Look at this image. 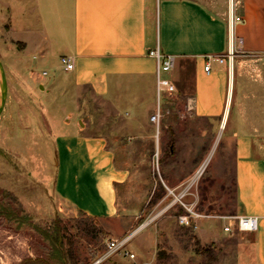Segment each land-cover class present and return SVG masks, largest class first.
Returning a JSON list of instances; mask_svg holds the SVG:
<instances>
[{
    "label": "crops",
    "instance_id": "crops-1",
    "mask_svg": "<svg viewBox=\"0 0 264 264\" xmlns=\"http://www.w3.org/2000/svg\"><path fill=\"white\" fill-rule=\"evenodd\" d=\"M151 9L153 15L148 0H34L31 12L36 25L14 39L9 37L13 32L9 23L6 35L21 50L34 54L33 60L47 55L70 57L73 70L51 89L72 85L73 91L80 92L77 101L82 107L91 99L108 101L127 116L128 128L138 133L147 131L146 116L149 121L157 104L156 64L148 51L158 48L161 54L174 56L171 78L178 91L174 98L181 103L191 100L190 114L195 119L217 122L219 128L223 123L232 141V215L258 218L253 233L224 232L227 223L219 235L205 234L198 219L194 238L203 246L224 247L237 234L238 263L264 264V0H235L233 14L242 21L231 29L228 9L215 13L199 0H153ZM230 49L231 69L215 61ZM32 72L37 73L29 67L25 73L30 89L45 90L44 78H35ZM73 114L69 111L64 121L71 127L69 133L55 138L54 193L90 218L120 217L124 208L118 203V189L131 188L133 176L115 161L105 137L88 133V124L80 119L67 120ZM163 231L162 254H172L177 262L174 248L187 253L177 237L183 230L173 226Z\"/></svg>",
    "mask_w": 264,
    "mask_h": 264
},
{
    "label": "rangeland",
    "instance_id": "rangeland-1",
    "mask_svg": "<svg viewBox=\"0 0 264 264\" xmlns=\"http://www.w3.org/2000/svg\"><path fill=\"white\" fill-rule=\"evenodd\" d=\"M5 1L7 5L0 0V60L7 80V98L0 113V205L15 210L16 217L6 220L0 215V264H61L54 251L55 235L65 250L71 242L76 264H93L105 251L106 242L128 236L124 249L134 259L114 254L100 264H239L234 256L239 235L218 249L197 244L195 228L178 223V217L188 213L178 201L181 195L182 203L193 212L210 216L193 219V225L198 220L199 229L207 235L221 234L228 220L220 217L233 216V148L226 130L217 122L195 119L187 112L186 101L164 97L158 127L149 123L148 114L147 131L138 133L128 128L127 116L108 101L91 99L82 107L77 101L80 92L73 91L72 85L64 89L65 83L60 91H53L50 85L68 73L59 59L47 55L44 60H33L34 54L21 50L6 35L9 23L13 28L9 37L14 39L36 25L31 12L34 0ZM152 1L148 0L149 15H153ZM199 1L215 13L229 6V0ZM64 29L68 31L67 21ZM29 67L48 73L45 90L30 89L25 78ZM64 91L67 97H62ZM94 110L102 112L96 115ZM69 111L74 114L67 120L80 119L88 124V133L105 137L115 161L133 176L131 188L118 189V203L124 208L120 217L90 218L72 210L54 193L55 138L71 130L64 125ZM24 215L27 219L19 221ZM173 226L186 232L181 245L187 253L174 248L177 262L160 249L165 245L163 228Z\"/></svg>",
    "mask_w": 264,
    "mask_h": 264
},
{
    "label": "built area",
    "instance_id": "built-area-1",
    "mask_svg": "<svg viewBox=\"0 0 264 264\" xmlns=\"http://www.w3.org/2000/svg\"><path fill=\"white\" fill-rule=\"evenodd\" d=\"M242 19L240 17H237L233 14V4L232 0H230L229 6H228V26L231 29L234 23L241 22ZM148 56L152 57L155 60V85H156V98H157V106L153 112V114L150 115L149 121L158 127L160 118L162 116V113L160 112V105L159 102L161 100V97L165 95L166 97H175V95L178 93L176 85L174 81L171 78V72L174 68L175 64V58L171 55H164L161 54L158 48L149 50ZM60 66L63 70V72H70L73 70L74 65L72 62V59L68 56H61L59 58ZM215 61L218 63H226L228 68L231 69L232 63H233V49L228 50V52L222 56H217L215 58ZM204 70L208 73L210 71V64L207 61ZM48 75L47 72L42 71L41 73H33L32 76L35 78H44ZM165 76V77H164ZM186 110L190 113L192 110V101L189 100L186 104ZM183 196H180V199ZM178 199L180 205L188 211L187 214L180 215L178 217V223L181 226L185 227H194L193 225V219L198 218H204V217H210V216H201L195 212L192 211L188 206L182 203V201ZM228 220V224L224 226L223 231L232 233L233 231L239 232V233H253L258 228V218L255 216H225L220 217ZM129 236L125 238H114L106 242V249L105 251L95 260L93 264H100L103 261L107 260L110 256L114 254H120L124 257H127L128 259H134V254L127 252L124 247L126 242L128 241Z\"/></svg>",
    "mask_w": 264,
    "mask_h": 264
},
{
    "label": "trees",
    "instance_id": "trees-1",
    "mask_svg": "<svg viewBox=\"0 0 264 264\" xmlns=\"http://www.w3.org/2000/svg\"><path fill=\"white\" fill-rule=\"evenodd\" d=\"M154 194H155V192H154ZM0 215H3V217L6 219V220H11V219H13V218H15L16 217V211L15 210H12V209H10V208H7V207H5V206H3L2 204L0 205ZM27 219V217L24 215V216H22L21 218H20V220L19 221H24V220H26ZM94 219V218H93ZM85 231H86V233L87 234H90V232H91V230L89 229V228H85L84 229ZM57 229H56V233L55 234H57ZM186 232H183V233H181V234H177V237H178V240L181 242V243H183V235L185 234ZM54 241H55V244H54V251L59 255V260H60V262H61V264H76V260H75V258H74V256H73V254H72V252H71V242L69 241L68 243H69V249L68 250H65V248L63 247V243L61 242V243H59V244H57V238H56V235H55V238H54ZM197 244H198V242H196ZM207 254L206 255H208V257H209V259H210V263H212L213 261H214V259L212 258V257H210L209 255V251L208 252H206ZM162 255H164V254H162ZM64 256H67V258L65 257L64 258Z\"/></svg>",
    "mask_w": 264,
    "mask_h": 264
},
{
    "label": "water",
    "instance_id": "water-1",
    "mask_svg": "<svg viewBox=\"0 0 264 264\" xmlns=\"http://www.w3.org/2000/svg\"><path fill=\"white\" fill-rule=\"evenodd\" d=\"M40 89H42V87ZM6 98H7V80H6L4 68L0 60V113L3 109Z\"/></svg>",
    "mask_w": 264,
    "mask_h": 264
},
{
    "label": "bare ground",
    "instance_id": "bare-ground-1",
    "mask_svg": "<svg viewBox=\"0 0 264 264\" xmlns=\"http://www.w3.org/2000/svg\"><path fill=\"white\" fill-rule=\"evenodd\" d=\"M229 3H230V0L228 1ZM228 3V4H229ZM222 126H223V123L221 124V126H220V128L222 129ZM209 160V156L207 157V159L204 161V163L202 164V167L201 168H199V170L197 171V173H196V176H198L200 173H201V171L203 170V168L205 167V165H206V163H207V161Z\"/></svg>",
    "mask_w": 264,
    "mask_h": 264
}]
</instances>
